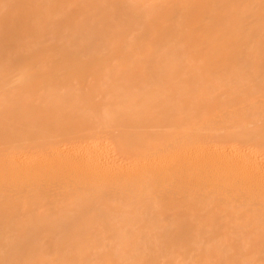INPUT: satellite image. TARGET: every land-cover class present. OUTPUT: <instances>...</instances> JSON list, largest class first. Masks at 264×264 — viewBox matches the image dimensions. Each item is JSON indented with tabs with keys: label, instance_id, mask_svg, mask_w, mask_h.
<instances>
[{
	"label": "bare ground",
	"instance_id": "obj_1",
	"mask_svg": "<svg viewBox=\"0 0 264 264\" xmlns=\"http://www.w3.org/2000/svg\"><path fill=\"white\" fill-rule=\"evenodd\" d=\"M0 264H264V0H0Z\"/></svg>",
	"mask_w": 264,
	"mask_h": 264
}]
</instances>
